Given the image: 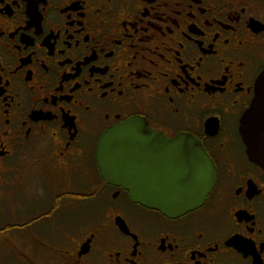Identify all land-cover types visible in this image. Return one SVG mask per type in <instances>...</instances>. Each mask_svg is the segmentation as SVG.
I'll return each mask as SVG.
<instances>
[{
	"label": "flooded vegetation",
	"instance_id": "af4514ba",
	"mask_svg": "<svg viewBox=\"0 0 264 264\" xmlns=\"http://www.w3.org/2000/svg\"><path fill=\"white\" fill-rule=\"evenodd\" d=\"M262 72L264 0H0L4 263L264 264V170L240 132ZM134 117L202 144V207L170 218L106 182L97 145Z\"/></svg>",
	"mask_w": 264,
	"mask_h": 264
},
{
	"label": "water",
	"instance_id": "95a60500",
	"mask_svg": "<svg viewBox=\"0 0 264 264\" xmlns=\"http://www.w3.org/2000/svg\"><path fill=\"white\" fill-rule=\"evenodd\" d=\"M240 131L250 161L264 170V72ZM96 158L107 183L127 191L133 203L170 218L202 207L216 182L215 165L196 138L166 139L138 117L105 131ZM157 161L162 162L158 169Z\"/></svg>",
	"mask_w": 264,
	"mask_h": 264
},
{
	"label": "rangeland",
	"instance_id": "374dc122",
	"mask_svg": "<svg viewBox=\"0 0 264 264\" xmlns=\"http://www.w3.org/2000/svg\"><path fill=\"white\" fill-rule=\"evenodd\" d=\"M19 189L25 190L24 185H20ZM5 194L7 195V190H4ZM18 201L20 199H17ZM64 200V199H63ZM62 200V201H63ZM11 201V199H1L0 201V210H3L2 212H0V214H5L6 208H7V204ZM77 203V207H73L74 212H78L80 210L81 213L77 214H73V217L77 220V222H86L87 219L92 221V223L95 225L96 224V220L99 217V211L95 209V207H93L91 210H87V209H80V200H75ZM86 204V203H85ZM84 204V205H85ZM7 221L5 219V216L0 217V227H4L6 225ZM5 233L4 234H0V239H4L5 237ZM5 244V243H3ZM5 261V257L4 254L1 252L0 250V264H7L4 263Z\"/></svg>",
	"mask_w": 264,
	"mask_h": 264
},
{
	"label": "bare ground",
	"instance_id": "6f19581e",
	"mask_svg": "<svg viewBox=\"0 0 264 264\" xmlns=\"http://www.w3.org/2000/svg\"><path fill=\"white\" fill-rule=\"evenodd\" d=\"M157 164H158V165H157V167H156V168L158 169V167H159V166L162 164V162H161V161H160V162H159V161H157Z\"/></svg>",
	"mask_w": 264,
	"mask_h": 264
}]
</instances>
